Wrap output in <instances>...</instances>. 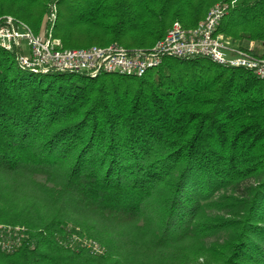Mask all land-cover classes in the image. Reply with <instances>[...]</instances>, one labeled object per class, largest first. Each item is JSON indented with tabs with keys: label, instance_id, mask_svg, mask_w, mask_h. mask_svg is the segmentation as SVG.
<instances>
[{
	"label": "trees",
	"instance_id": "1",
	"mask_svg": "<svg viewBox=\"0 0 264 264\" xmlns=\"http://www.w3.org/2000/svg\"><path fill=\"white\" fill-rule=\"evenodd\" d=\"M215 4L217 30L264 55V0H0V19L63 48L148 49ZM214 206L234 218L209 222ZM0 224L21 229L0 264H264V80L203 56L34 73L0 47ZM214 226L229 236L204 247Z\"/></svg>",
	"mask_w": 264,
	"mask_h": 264
},
{
	"label": "built area",
	"instance_id": "2",
	"mask_svg": "<svg viewBox=\"0 0 264 264\" xmlns=\"http://www.w3.org/2000/svg\"><path fill=\"white\" fill-rule=\"evenodd\" d=\"M225 9V5L215 4L202 20L188 28L174 21L148 49H126L114 44L63 48L48 31L34 33L24 22L6 15L0 19V47L14 55L17 67L34 73L68 71L140 77L165 56H203L216 64L252 70L264 80V55L252 53L253 43L247 49L240 48L217 30ZM53 18L52 12L48 20ZM20 232L19 227L0 225L1 249H15Z\"/></svg>",
	"mask_w": 264,
	"mask_h": 264
},
{
	"label": "rangeland",
	"instance_id": "3",
	"mask_svg": "<svg viewBox=\"0 0 264 264\" xmlns=\"http://www.w3.org/2000/svg\"><path fill=\"white\" fill-rule=\"evenodd\" d=\"M33 32L35 33V31H33ZM23 44H25V43L23 42ZM34 76H36L37 78L39 77V75H34ZM35 179L40 181V182L44 181V177L40 176V175L36 176ZM213 208L214 209H212L211 211L207 210V213L209 215V217H207V220L209 222L215 223V222L221 221L223 219L228 220V219L234 218V216L229 215L230 208H220L219 206H214ZM215 208H218V209H215ZM0 225L4 226V224H0ZM5 226H8V225H5ZM14 227H17V226H14ZM228 236L229 235L226 231H220V230L218 231L217 226H214L213 228H211V227L208 228L207 235L204 238H202V240L200 242H201V244H203L204 247H208L209 245H215V244L222 243L225 239L228 238ZM70 241H71V244H73V243L75 244L76 242H79L82 245L89 248L92 252H99L100 251V247L97 245V243L95 241H92V240H84V241L80 240L79 241L75 235H73L71 237Z\"/></svg>",
	"mask_w": 264,
	"mask_h": 264
}]
</instances>
